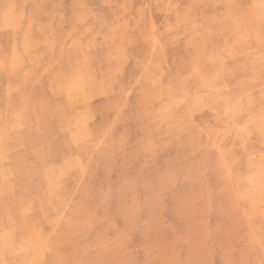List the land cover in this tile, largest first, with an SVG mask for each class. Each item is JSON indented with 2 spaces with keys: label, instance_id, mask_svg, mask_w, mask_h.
<instances>
[{
  "label": "rangeland",
  "instance_id": "obj_1",
  "mask_svg": "<svg viewBox=\"0 0 264 264\" xmlns=\"http://www.w3.org/2000/svg\"><path fill=\"white\" fill-rule=\"evenodd\" d=\"M0 264H264V0H0Z\"/></svg>",
  "mask_w": 264,
  "mask_h": 264
}]
</instances>
